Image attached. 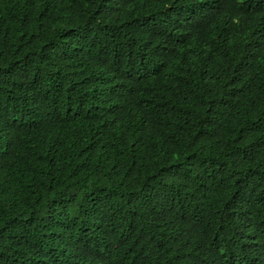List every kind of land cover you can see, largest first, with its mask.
I'll list each match as a JSON object with an SVG mask.
<instances>
[{"label":"trees","instance_id":"obj_1","mask_svg":"<svg viewBox=\"0 0 264 264\" xmlns=\"http://www.w3.org/2000/svg\"><path fill=\"white\" fill-rule=\"evenodd\" d=\"M0 264H264V0H0Z\"/></svg>","mask_w":264,"mask_h":264}]
</instances>
